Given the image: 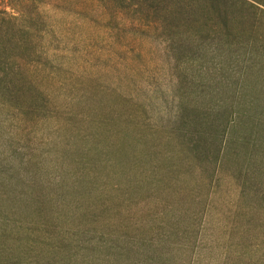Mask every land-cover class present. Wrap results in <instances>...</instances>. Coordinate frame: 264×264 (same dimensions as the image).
Segmentation results:
<instances>
[{
  "label": "rangeland",
  "instance_id": "rangeland-1",
  "mask_svg": "<svg viewBox=\"0 0 264 264\" xmlns=\"http://www.w3.org/2000/svg\"><path fill=\"white\" fill-rule=\"evenodd\" d=\"M133 3L0 0V252L264 264V0H224L226 29L194 0L201 24L172 17L167 45Z\"/></svg>",
  "mask_w": 264,
  "mask_h": 264
},
{
  "label": "trees",
  "instance_id": "trees-1",
  "mask_svg": "<svg viewBox=\"0 0 264 264\" xmlns=\"http://www.w3.org/2000/svg\"><path fill=\"white\" fill-rule=\"evenodd\" d=\"M124 1V0H123ZM139 0H135V3H133L132 5H126L125 7L123 6L122 9L123 10H126V8H137V3ZM142 1V0H140ZM145 2H149L152 7L154 8L155 11L159 12L161 11V17H160V23H161V29H162V34H163V38H164V42H165V45H167V30L170 29V24H171V18L173 17H177L179 15H187V18L189 20V24L191 25H200L201 23H199L196 19L194 20L193 17L195 16V13L197 11H200V10H196L195 7H194V0H171L172 1V10L170 11H167V6H163V2L162 0H143ZM205 2V5L204 7H202V12H207V11H212V12H215L216 14V17L219 21H215V22H212L209 21V22H205L204 26H206L207 28H210V27H214V26H222L223 28H227V24L229 23V19H227V16H226V13L229 12V9L230 7H227L226 10H222V6L223 4L221 3H224V0H204ZM208 3V4H206ZM234 4L232 5V9L234 10ZM236 10V9H235ZM200 11V12H201ZM169 12H171L169 14ZM226 12V13H225ZM225 13V14H223ZM204 17H208L206 15H204ZM209 18V17H208ZM193 42L194 43H197V45H202L204 47V45H208L211 46V45H214V40L212 41H209L208 39L206 38H203L202 36L200 35H195L193 37ZM173 40V39H172ZM209 41V44L206 43ZM171 42L173 43L174 41H170V44ZM172 45V44H171ZM199 48V50H204V52L206 50H208V48ZM213 83V79H212V82ZM201 86H198V88H200ZM213 88V85L211 86V88L209 86H206V85H203L201 87V97L203 95V98L206 99L208 98L209 95L213 94V91H212ZM186 107V106H185ZM183 107V109L185 108ZM191 114H193L192 118L194 120V122L196 120L199 119L204 121V125L203 126H208V121L210 120L211 118V113L208 111L206 113H204L203 115L204 116H200L198 115V113L194 112V109L191 111L190 109L188 108H185V112H184V115H183V122L182 124L184 123L185 120L189 119L191 117ZM236 118V117H235ZM236 120V119H235ZM207 124V125H206ZM185 127L188 128L190 127V121L186 122L185 123ZM196 129L194 125H192V130ZM205 132V131H204ZM206 133V132H205ZM205 138L207 140H209L210 138H212L211 136L208 135V137H206V134H205ZM247 189L246 188H243V197L245 198L247 195H245L247 193L246 191ZM264 198V197H263ZM0 264H18L16 260L14 261H11V260H6V258L4 257L3 255V252H0ZM49 264H58L56 261H52V263H49Z\"/></svg>",
  "mask_w": 264,
  "mask_h": 264
}]
</instances>
